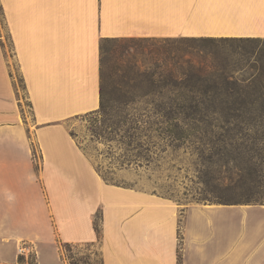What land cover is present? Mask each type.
<instances>
[{
	"label": "crops",
	"instance_id": "obj_1",
	"mask_svg": "<svg viewBox=\"0 0 264 264\" xmlns=\"http://www.w3.org/2000/svg\"><path fill=\"white\" fill-rule=\"evenodd\" d=\"M0 19V264L20 246L69 264L63 246L84 245L100 264H264V205L178 208L106 183L67 127L99 108L104 40L264 39V0H0Z\"/></svg>",
	"mask_w": 264,
	"mask_h": 264
},
{
	"label": "trees",
	"instance_id": "obj_2",
	"mask_svg": "<svg viewBox=\"0 0 264 264\" xmlns=\"http://www.w3.org/2000/svg\"><path fill=\"white\" fill-rule=\"evenodd\" d=\"M173 40L178 46L158 52L154 68L140 76L137 97L150 100L144 101L142 115L146 120L138 118V128L147 130L144 124L152 117L156 127L152 131L165 140L158 144L163 152L192 145L201 161L218 168L215 172L221 176L217 178L207 176V171L204 174L219 184L213 188L220 190L215 196L219 205H264L254 198L262 195L264 188V39ZM125 100L123 108L118 106L119 113L133 103L130 98ZM107 109L100 70V105L87 115L98 111L107 114ZM253 130L263 133L260 137L247 135ZM140 147L133 148L137 154L129 163L148 162ZM142 150L152 153L148 147ZM233 169L240 183H233ZM233 189H241L243 201L232 200ZM95 230L99 235L97 225ZM66 260L75 264L70 258ZM18 261L22 264V257Z\"/></svg>",
	"mask_w": 264,
	"mask_h": 264
},
{
	"label": "rangeland",
	"instance_id": "obj_3",
	"mask_svg": "<svg viewBox=\"0 0 264 264\" xmlns=\"http://www.w3.org/2000/svg\"><path fill=\"white\" fill-rule=\"evenodd\" d=\"M0 24L2 25L1 19ZM174 42L173 38H127L102 42L100 70L103 75L107 114L98 111L84 115L68 121L67 127L95 171L109 184L153 193L174 203L178 208L190 205H217L220 200L215 196L220 190L213 188L219 184L215 180H209L204 173L207 171V176L217 178L221 175L215 170L219 169L208 167L206 162L201 161L195 151L197 149L192 145L177 150L168 148L163 152L164 149L158 144H164L165 140L159 139L152 131L156 128L152 123L154 121L152 117H149L147 124H144L147 130L138 128L140 125L136 123L138 118L146 120L142 110L146 108L144 101L150 100L148 97L145 99L137 97L140 94L137 88L140 76L154 68L158 52L178 46ZM14 73L23 101L24 114L30 120L31 111L24 84L16 69ZM128 98L132 99L133 103H129L125 111L119 113L118 106L123 108L122 102L127 101L125 99ZM148 110H151V107ZM262 133V130H253L247 135L260 137ZM137 144L141 146L139 150L146 156L148 162L143 160L142 164L129 163L128 160L131 158L133 160V155L137 154L133 150ZM145 147H148L152 153L143 151ZM261 148L264 150V147ZM232 172H234L233 183L236 184L239 182L236 177L237 170L233 169ZM262 191V195L254 198L264 203V188ZM241 192V189H233L232 200L243 201ZM63 251L65 258H70L75 264H100L99 253L94 246L84 245L74 248L63 246ZM21 257L22 264L34 263L31 251Z\"/></svg>",
	"mask_w": 264,
	"mask_h": 264
},
{
	"label": "built area",
	"instance_id": "obj_4",
	"mask_svg": "<svg viewBox=\"0 0 264 264\" xmlns=\"http://www.w3.org/2000/svg\"><path fill=\"white\" fill-rule=\"evenodd\" d=\"M29 252L30 250H27V248L24 246H20V248L18 249L19 255H25V253H29Z\"/></svg>",
	"mask_w": 264,
	"mask_h": 264
}]
</instances>
